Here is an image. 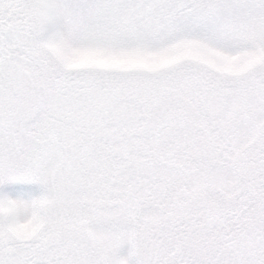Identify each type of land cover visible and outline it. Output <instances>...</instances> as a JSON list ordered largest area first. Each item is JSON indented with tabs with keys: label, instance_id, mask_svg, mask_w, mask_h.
Here are the masks:
<instances>
[{
	"label": "snow or ice",
	"instance_id": "1",
	"mask_svg": "<svg viewBox=\"0 0 264 264\" xmlns=\"http://www.w3.org/2000/svg\"><path fill=\"white\" fill-rule=\"evenodd\" d=\"M0 264H264V0H0Z\"/></svg>",
	"mask_w": 264,
	"mask_h": 264
},
{
	"label": "rangeland",
	"instance_id": "2",
	"mask_svg": "<svg viewBox=\"0 0 264 264\" xmlns=\"http://www.w3.org/2000/svg\"><path fill=\"white\" fill-rule=\"evenodd\" d=\"M126 253H127V245H126L125 248L122 250V253H121V254L126 255Z\"/></svg>",
	"mask_w": 264,
	"mask_h": 264
}]
</instances>
